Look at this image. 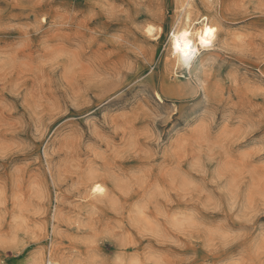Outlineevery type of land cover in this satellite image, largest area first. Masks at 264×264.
Here are the masks:
<instances>
[{"label": "rangeland", "instance_id": "1", "mask_svg": "<svg viewBox=\"0 0 264 264\" xmlns=\"http://www.w3.org/2000/svg\"><path fill=\"white\" fill-rule=\"evenodd\" d=\"M186 1L0 0V264H264V0L178 76Z\"/></svg>", "mask_w": 264, "mask_h": 264}, {"label": "bare ground", "instance_id": "2", "mask_svg": "<svg viewBox=\"0 0 264 264\" xmlns=\"http://www.w3.org/2000/svg\"><path fill=\"white\" fill-rule=\"evenodd\" d=\"M183 9L184 11L180 15L179 20L176 23V27L172 31L171 44H170V52L173 55L174 67L176 68V75L178 76H180L178 74L180 62L181 60L185 59V57L181 48L177 46V42H179L180 45L184 44V39H185L183 36L184 26L187 25L189 20L192 21L191 25L188 27V31L191 32L192 51L196 53V56H198L199 54H201V52L208 49L202 45L200 39V33L209 26L215 27L209 23L208 16L203 15L200 18H198L197 16L194 17V12H193L194 8L192 7L191 0H187L185 5L183 3ZM201 25H203V27H201ZM146 32L147 35L151 36L154 32V28L150 26L146 28ZM90 190L93 193V195L95 194L102 195L105 193V188L99 184L92 186ZM48 264H60V263L50 260Z\"/></svg>", "mask_w": 264, "mask_h": 264}, {"label": "snow or ice", "instance_id": "3", "mask_svg": "<svg viewBox=\"0 0 264 264\" xmlns=\"http://www.w3.org/2000/svg\"><path fill=\"white\" fill-rule=\"evenodd\" d=\"M191 23L192 21L189 20L187 25L184 26V44L180 45L179 42H177V46L180 47L184 53L186 63L189 64L192 63L193 59L196 56V53L192 51L191 32L188 31V27L191 25ZM201 27H203V25H201ZM216 32L217 29L215 27L209 26L200 33L201 43L205 48L212 47ZM248 223H251L250 219L248 220ZM260 235L261 243L257 246L256 252L261 256L262 261H264V228L261 229Z\"/></svg>", "mask_w": 264, "mask_h": 264}]
</instances>
